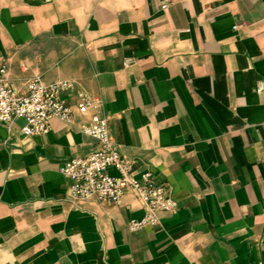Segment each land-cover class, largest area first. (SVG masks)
Masks as SVG:
<instances>
[{
	"label": "crops",
	"instance_id": "1",
	"mask_svg": "<svg viewBox=\"0 0 264 264\" xmlns=\"http://www.w3.org/2000/svg\"><path fill=\"white\" fill-rule=\"evenodd\" d=\"M3 62L15 89L40 75L100 98L133 176L178 209L132 232L130 192L67 200L60 168L94 139L0 125V264H264V0H0Z\"/></svg>",
	"mask_w": 264,
	"mask_h": 264
},
{
	"label": "built area",
	"instance_id": "2",
	"mask_svg": "<svg viewBox=\"0 0 264 264\" xmlns=\"http://www.w3.org/2000/svg\"><path fill=\"white\" fill-rule=\"evenodd\" d=\"M167 6L162 3L160 8L164 10ZM131 64V59L123 62L124 67ZM263 89V84L257 83L256 93L260 94ZM72 93L73 104L64 97ZM102 106L100 98L91 97L69 80L45 84L40 75H34L26 81L23 90L15 89L9 83L6 64L0 65V125L10 129L20 120L23 136H41L50 131V122L56 119L66 128H76L96 142L95 149L88 155L71 158L60 168V174L71 182L67 200L120 205L124 194L130 192L140 203L143 216L130 220L128 229L134 232L156 227L159 225L158 213L176 211L178 204L167 195L164 186L154 183L151 172H145L139 178L133 176V165L122 159L111 137L108 120L102 114ZM73 108L81 116L90 112L89 120L75 126ZM109 170H114L117 175H110Z\"/></svg>",
	"mask_w": 264,
	"mask_h": 264
}]
</instances>
